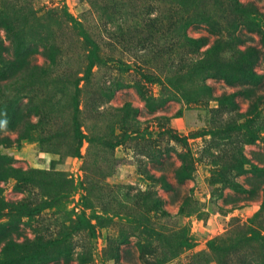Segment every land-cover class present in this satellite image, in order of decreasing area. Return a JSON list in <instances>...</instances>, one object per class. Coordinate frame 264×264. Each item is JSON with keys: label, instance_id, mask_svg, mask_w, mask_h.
<instances>
[{"label": "rangeland", "instance_id": "1", "mask_svg": "<svg viewBox=\"0 0 264 264\" xmlns=\"http://www.w3.org/2000/svg\"><path fill=\"white\" fill-rule=\"evenodd\" d=\"M0 264H264V0H0Z\"/></svg>", "mask_w": 264, "mask_h": 264}]
</instances>
